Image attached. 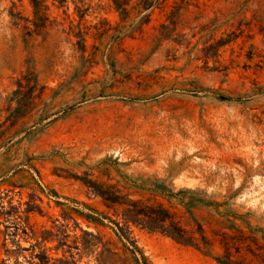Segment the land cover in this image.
Listing matches in <instances>:
<instances>
[{
	"label": "rangeland",
	"instance_id": "obj_1",
	"mask_svg": "<svg viewBox=\"0 0 264 264\" xmlns=\"http://www.w3.org/2000/svg\"><path fill=\"white\" fill-rule=\"evenodd\" d=\"M48 6L42 29L29 0H0V264H220L224 234L264 244V0ZM87 178L163 204L214 251L132 226L137 261L87 221L113 214ZM82 231L106 248L56 250L95 244Z\"/></svg>",
	"mask_w": 264,
	"mask_h": 264
},
{
	"label": "trees",
	"instance_id": "obj_2",
	"mask_svg": "<svg viewBox=\"0 0 264 264\" xmlns=\"http://www.w3.org/2000/svg\"><path fill=\"white\" fill-rule=\"evenodd\" d=\"M34 10L33 24L35 28H46V24L49 20L48 12V0H29ZM55 2L66 3V0ZM116 10L121 16H127L130 11L128 10L131 0H112ZM80 51L82 54L86 50V38L85 36H79ZM83 184L92 193L101 199L105 208L112 212V216L104 213H100L102 219L99 218H87L90 224L96 228L103 224V220H108L115 226V233L119 237L120 243L123 246L125 252L132 253L135 257V250H131L130 247L123 242V238L120 236L125 231H130L132 226L141 227L150 232H160L168 237H171L175 241L184 245L195 247L196 249L210 254L214 251L215 242L212 241L205 233L203 228L199 226L195 231H188L181 223L176 214L171 212L166 206L161 203H157L151 200H129L123 195L125 186L121 183H111V181H101L90 179L82 180ZM158 191L164 189V186H154ZM185 193V192H181ZM188 193V192H186ZM86 235L93 237L95 244H85L82 238L75 235L73 241H69L71 238L69 235L63 236L64 238L59 241L57 251L68 248V253L71 254L73 249L81 250L80 244L83 245L84 250H88L93 247L106 248V243L103 242V238L89 234L82 231ZM255 231L246 234L242 231H238L233 235H222L220 240V246L222 255L220 259H217L220 264H264V244H262L257 237H255ZM52 241V238H44L43 242ZM42 243H39L42 244ZM73 257V254H71ZM49 262L51 259L46 257ZM61 262H65L62 261Z\"/></svg>",
	"mask_w": 264,
	"mask_h": 264
}]
</instances>
